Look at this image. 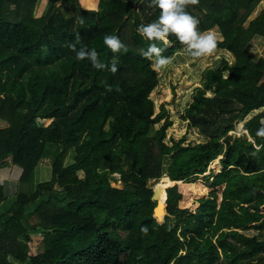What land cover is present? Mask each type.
<instances>
[{"label":"trees","instance_id":"1","mask_svg":"<svg viewBox=\"0 0 264 264\" xmlns=\"http://www.w3.org/2000/svg\"><path fill=\"white\" fill-rule=\"evenodd\" d=\"M260 1L199 0L188 8L201 30L217 25L222 38L212 55L191 57L186 67L222 58L180 116L203 140L168 144L171 120L155 127L166 110L154 114L150 97L157 71L141 55L149 42L136 31L158 15L148 0H40L36 13L37 0H0V119L7 123L0 169L10 160L21 168L19 180L32 183L8 206L0 184V264H264V237L239 230L264 231V138L256 135L264 110L253 113L264 107V58L248 50L264 37V7L249 20ZM105 34L127 51L112 53ZM171 39L163 55L175 58L183 46ZM69 43L94 48L106 64L116 59L118 71L77 60ZM241 121L247 133L233 135ZM69 148L73 161L64 163ZM45 156L50 165L38 164ZM216 157L221 169L199 179ZM116 172L122 187L111 184ZM163 173L180 182L165 188L166 212L156 216L153 181ZM32 233L46 237L42 251Z\"/></svg>","mask_w":264,"mask_h":264},{"label":"rangeland","instance_id":"2","mask_svg":"<svg viewBox=\"0 0 264 264\" xmlns=\"http://www.w3.org/2000/svg\"><path fill=\"white\" fill-rule=\"evenodd\" d=\"M60 2V0H58ZM40 0H37L34 8V13L39 8ZM46 8V7H45ZM214 30L217 32L218 37L222 38V35L219 34L218 30L214 28ZM248 50L253 54L255 58L258 57H263L264 58V37L261 38H253L250 40ZM176 51H180V53L177 54L175 58H172V63L167 65L166 67L160 69L157 71V77H158V84L154 87L153 91L150 92V97L153 100V110L154 114L157 113L160 110V106L163 105L166 112L164 117L157 123H155V127H158L164 120L165 117L171 120V126L168 127L165 131V137L164 141L167 142L168 144L172 143L173 139H179L180 137H184L183 143H187L189 141L192 142H199L203 140L202 137H196L191 133V127L188 124L187 120H183L180 116L183 112L184 107L191 101L192 99V92L196 86H200L202 84V78L201 76L203 73L208 69V68H214L216 67L222 57H218L216 59L212 60V63L205 68H201L199 70V67L202 66L204 63H206L205 60H200L195 66L192 67H186V62L191 58L188 56L183 47L178 48ZM175 51V52H176ZM172 56V54H171ZM170 56V57H171ZM228 61V60H227ZM229 64H232L233 62H229ZM192 65V64H191ZM197 73L199 75L198 79H194L197 76ZM228 71H224V75H227ZM182 87H188V90L182 91ZM207 95H212L213 92L206 91ZM264 110V107L261 109H258L255 112ZM264 119V118H263ZM51 118L45 119V118H37V122L42 125H46L50 122ZM184 124V129L181 131H177L174 129L175 124ZM7 123L3 120L0 119V128L6 126ZM243 121L239 122L236 125V128L234 131L235 135H239L241 132H243ZM199 130V129H198ZM73 155H74V150L73 148H69L67 151V154L64 159V163H70L73 161ZM175 152L167 155L164 157V164L163 167L164 169L166 168L167 164L170 162V160L174 157ZM218 163L216 166L210 167L209 165L207 166V169L204 173L199 174V179L203 177V175H212L216 172H218L222 165L220 164L219 157H217ZM51 163V158L46 157V158H41L40 163L41 165H50ZM21 169V168H20ZM16 168L10 171L11 176L13 178H17L18 174H15ZM21 173V171H20ZM78 174L80 176L83 175L82 171H78ZM3 175H0V180L2 179ZM120 180V175L119 173H114L111 175V182L115 184L114 182ZM14 181L12 183H7L6 184V193L10 194L8 195L7 200H5V204L8 206L10 203L14 200L15 195L17 194L18 191H20L18 188H23L22 182L19 185L18 182V187L16 188V191L14 192V188L12 186ZM157 181H153V188H155ZM173 184V183H172ZM117 186V185H116ZM123 182L121 181V185L118 187H122ZM169 186V185H167ZM165 189V188H164ZM165 206V203L162 204ZM35 204L31 203L26 205L25 211H30L34 208ZM241 232H243L246 235H257L264 237V231L254 228V227H246L243 229H239ZM32 241L35 247L36 251H42L44 249V244L46 242V237L41 234V233H32L31 234Z\"/></svg>","mask_w":264,"mask_h":264},{"label":"clouds","instance_id":"3","mask_svg":"<svg viewBox=\"0 0 264 264\" xmlns=\"http://www.w3.org/2000/svg\"><path fill=\"white\" fill-rule=\"evenodd\" d=\"M198 3L199 0H148V7L158 9V15L151 22L139 24L136 31L149 42L146 50L141 49V55L151 61L154 70L159 71L172 63L170 56L163 55L165 49L172 45V37L183 46L185 53L192 58L210 56L217 49L219 41L217 32L212 28L201 30L199 28L200 19L188 11L190 6ZM79 42V36H77V43ZM158 42L164 47L158 46ZM103 43L112 53H118L121 50L127 51L126 46L117 35L105 34ZM67 47L75 52L77 60L87 59L97 70L107 69L113 74L118 71L116 59H113L110 64H106L99 59V54L94 48L88 49L81 46L77 49L76 44L73 43H69ZM105 87L111 90V86L106 82ZM256 135L264 138V127L259 128ZM141 231L146 234L147 228L144 227Z\"/></svg>","mask_w":264,"mask_h":264},{"label":"crops","instance_id":"4","mask_svg":"<svg viewBox=\"0 0 264 264\" xmlns=\"http://www.w3.org/2000/svg\"><path fill=\"white\" fill-rule=\"evenodd\" d=\"M261 1H260L261 3L259 2V4L256 6V8L253 10L251 15L249 16V20L252 19L253 17H255L259 13V11L264 7V2H263V0H261ZM211 28L212 29L216 28L218 30L219 34H221L217 25H214ZM254 38H256V37H254ZM258 38H261V37L258 36ZM219 39H221V38H219ZM46 157H50V156H45L42 158H46ZM40 160L38 161V164L40 163ZM51 160H52V158H51ZM14 168H16L15 174H18L17 178H13V176H11V174H10V171L13 170ZM20 171H21L20 167L13 164L10 160L7 161L5 167L0 169V175H3L2 179L0 180V184L3 185V190H4V194L6 197H8V195H10V194L6 193V187H7L6 184L7 183H12V181H14L12 184V186L14 188V192L16 191V188L18 187V182H19V185H21L20 184L21 182L19 180ZM31 184L32 183L23 184V188H18V189L19 190L21 189L20 191L28 192L31 189ZM20 191H18V192H20ZM6 200H7V198H6Z\"/></svg>","mask_w":264,"mask_h":264},{"label":"bare ground","instance_id":"5","mask_svg":"<svg viewBox=\"0 0 264 264\" xmlns=\"http://www.w3.org/2000/svg\"><path fill=\"white\" fill-rule=\"evenodd\" d=\"M218 163V159L217 157L212 159L210 162H209V166L210 167H213V166H216V164ZM117 173V172H116ZM115 185L117 186H120L121 185V181L120 180H117L114 182ZM173 183V180H171L169 178V176L166 174V173H163L160 178L157 180L156 182V190H155V193H154V196H156L159 201H160V204H163L164 202V198H165V189L167 185H171Z\"/></svg>","mask_w":264,"mask_h":264},{"label":"water","instance_id":"6","mask_svg":"<svg viewBox=\"0 0 264 264\" xmlns=\"http://www.w3.org/2000/svg\"><path fill=\"white\" fill-rule=\"evenodd\" d=\"M243 132L244 133H247V130H245V129H243ZM242 133V132H241ZM232 134L233 135H235V133L234 132H232ZM250 139V138H249ZM151 182V180L149 181V183ZM175 182H180V181H173V184L175 183ZM111 184L112 185H115V184H113V182H111ZM173 184H171V185H173ZM116 186V185H115ZM167 187V186H166ZM155 190H156V187L155 188H153V194H152V196H151V199H153V200H155L156 201V204H155V206H154V209H153V211H154V215H156V216H161V215H163L165 212H166V191H165V198H164V203H165V206L163 207V209L161 210V207H160V201H159V199L156 197V196H154V193H155ZM161 210V211H160ZM161 212V213H160Z\"/></svg>","mask_w":264,"mask_h":264}]
</instances>
